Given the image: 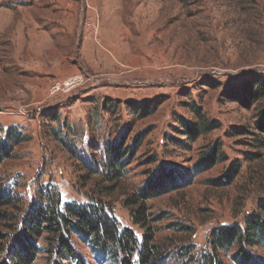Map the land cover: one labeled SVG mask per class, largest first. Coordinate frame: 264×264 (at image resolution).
Returning a JSON list of instances; mask_svg holds the SVG:
<instances>
[{
    "label": "rangeland",
    "instance_id": "obj_1",
    "mask_svg": "<svg viewBox=\"0 0 264 264\" xmlns=\"http://www.w3.org/2000/svg\"><path fill=\"white\" fill-rule=\"evenodd\" d=\"M255 75L264 76V0H0V139L10 127L24 136L0 162L11 195L0 205V264H15L27 212L52 186L61 208L101 202L119 230L152 233L155 264H196L213 230L242 225L264 198V97L240 100ZM182 119L216 125L192 139ZM117 141L130 147L128 165L107 180L106 146ZM214 148L217 163L196 171ZM161 167L189 183L146 200L138 222L142 201L131 199ZM64 234L84 264H119ZM49 235L26 264H81L50 251ZM234 252H221L225 264Z\"/></svg>",
    "mask_w": 264,
    "mask_h": 264
},
{
    "label": "trees",
    "instance_id": "obj_2",
    "mask_svg": "<svg viewBox=\"0 0 264 264\" xmlns=\"http://www.w3.org/2000/svg\"><path fill=\"white\" fill-rule=\"evenodd\" d=\"M244 94L240 97L243 103L256 102L264 97V76L255 75L251 84L245 83L242 87ZM233 92L239 93V89ZM196 113L203 118L201 110ZM58 110L49 112L47 118L50 121L59 120ZM264 117V116H263ZM258 122L259 129L264 131V118ZM200 122L192 124L182 119L186 126V134L194 139L200 133L213 129L215 122ZM24 141V136L17 129L8 128L4 139H0V162L12 155L13 149ZM131 152L129 146H124L123 141L108 143L106 146V157L108 161L104 163V168L100 170L107 180L120 179L124 175V169L128 165L127 153ZM133 153V151H132ZM221 155V154H220ZM219 154L215 148L207 156L202 157L195 165L196 171L212 167L217 163ZM237 161L233 164V169L229 173L228 182L232 181L238 170ZM165 167L155 171L148 180V184L138 191L139 198L131 199L140 203V207L133 210L136 221L145 219L146 200L158 197L169 191L175 190L185 183H189L187 175L184 181L173 183L174 173H169ZM181 177V176H180ZM190 177V176H188ZM191 179V177H190ZM226 182V183H228ZM0 187V205H6L11 201L9 192L5 193ZM45 200L32 204L24 219V226L20 236L15 240L10 248V258L15 264H26L31 261L37 250L36 237L49 233L50 251L65 258H72L84 264L80 256L74 251L70 244L68 235H77L98 258L111 259L119 264H155L157 249L153 245L152 233H146L143 238L138 236L131 229L119 230L117 221L112 214L106 211L105 206L97 203L73 204L66 203L61 208L59 191L55 187L46 190ZM210 251L201 253L196 264H225L221 252L235 249L232 256L235 264H264V258L257 257L254 249L264 248V198H262L256 210L249 213L242 225L223 224L211 233ZM137 256V261L134 260Z\"/></svg>",
    "mask_w": 264,
    "mask_h": 264
},
{
    "label": "built area",
    "instance_id": "obj_3",
    "mask_svg": "<svg viewBox=\"0 0 264 264\" xmlns=\"http://www.w3.org/2000/svg\"><path fill=\"white\" fill-rule=\"evenodd\" d=\"M87 25L89 26V28H90V30L92 32V35L94 36L95 40L100 43V39H99L100 26H99L98 21L92 20V21L88 22ZM68 81L69 82H67L66 85H64V86H67V88H69L70 85L74 84V80L73 79L68 80ZM53 89L59 90L60 89V84L55 85Z\"/></svg>",
    "mask_w": 264,
    "mask_h": 264
}]
</instances>
